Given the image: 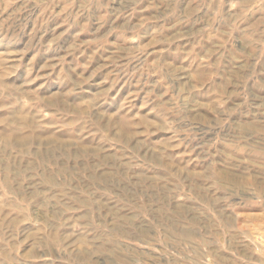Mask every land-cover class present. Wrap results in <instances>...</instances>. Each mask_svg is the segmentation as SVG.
<instances>
[{
    "label": "rangeland",
    "instance_id": "rangeland-1",
    "mask_svg": "<svg viewBox=\"0 0 264 264\" xmlns=\"http://www.w3.org/2000/svg\"><path fill=\"white\" fill-rule=\"evenodd\" d=\"M0 264H264V0H0Z\"/></svg>",
    "mask_w": 264,
    "mask_h": 264
}]
</instances>
